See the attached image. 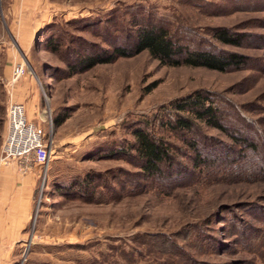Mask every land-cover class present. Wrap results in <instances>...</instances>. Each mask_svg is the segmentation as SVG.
Listing matches in <instances>:
<instances>
[{"label":"rangeland","instance_id":"1","mask_svg":"<svg viewBox=\"0 0 264 264\" xmlns=\"http://www.w3.org/2000/svg\"><path fill=\"white\" fill-rule=\"evenodd\" d=\"M46 2L47 11L53 13H48V23L54 22L69 37L101 46L97 35L105 33L106 23L98 25V21L112 12L120 16L134 6L155 11L174 30L181 25L193 27L209 38L207 32L224 26L255 35L250 48H226L249 56L252 66L227 73L167 67L145 52L64 78L67 66L61 55L36 44L42 36V0H0V156L15 55L26 66L25 76L42 82L49 121L35 125L53 142L50 165L46 173L42 171L29 223L11 246L0 241V264H264V172L251 168L261 165L255 160L257 155L241 150L225 161L232 164L222 166L202 149L211 168H196L198 161L188 143L155 121L161 106L177 98L197 90L217 92L244 109L242 115L251 126L249 138L261 143L264 42L257 44L255 38L264 40V10H233L229 0ZM207 2L217 5L214 12L218 14L206 10ZM80 20L92 23L74 24ZM85 27L87 31H80ZM58 113L69 114V119L56 129L50 115L53 120ZM144 121L172 146L175 157L171 175L164 174L159 180L147 178L121 155L97 154L100 147L132 141V129ZM201 127L195 137L201 135L205 144H214L221 152H240L224 133ZM60 136H68L63 147H57ZM88 173L109 181L111 189L97 188L103 191L97 200L54 186L56 180L68 183Z\"/></svg>","mask_w":264,"mask_h":264},{"label":"trees","instance_id":"2","mask_svg":"<svg viewBox=\"0 0 264 264\" xmlns=\"http://www.w3.org/2000/svg\"><path fill=\"white\" fill-rule=\"evenodd\" d=\"M229 1H232L233 10H264V0ZM216 6L212 2H207L206 10L218 14L214 12ZM150 10L142 6H134L127 8L120 16L113 12L103 15V21H98V25L106 23L104 26L106 34L102 32L97 35L103 42L102 46L82 37H69L64 31H59L54 22L42 27V36L36 44L54 54L61 55L62 61L67 66V69L63 71L64 78H71L77 74L89 72L97 66L111 65L120 59L133 58L145 52L161 66L167 67L204 68L227 73L252 66V59L249 56L226 48H250L255 35H245L223 26L212 28L207 32L209 39L203 35L205 33H199L193 27L181 25L174 30L166 19ZM77 22L78 24L89 23L88 25L92 23L91 20H80L74 24ZM88 28L85 27L80 31H87ZM255 39L257 44L264 42L262 38ZM64 46L66 47L62 50ZM242 110L244 109L232 101L221 98L217 92L197 90L161 106L155 121L167 133L180 136L184 142L188 143L195 153V162L198 161L195 164L196 168L204 166L211 168V162L203 158L202 149L208 150L215 160L223 164L222 166L232 164L234 161L230 163L225 161L230 157H237L243 150V152L249 151L257 155L255 160L262 165L263 170L261 165L251 168L258 173L264 172V137L262 136L261 143L255 137L254 141H251L249 138L251 126L242 115ZM231 117L237 118V123L229 121L228 118ZM68 119L69 114L58 113L52 122L57 129ZM201 126L224 133L233 143H236L240 152L238 153V150L221 152L214 144H205L201 135L195 137L201 134ZM131 134L132 141L118 143L117 146L100 147L97 154L121 155L122 158L133 162L144 176L153 180H159L164 174L171 175V169L176 165L172 146L164 138L152 132L149 122L139 123L132 129ZM1 144L2 133H0V146ZM97 154L91 157L95 158ZM224 157H226L224 160H219ZM54 186L67 194L69 191L77 192L82 198L95 197L96 200L97 194L103 192H98L97 188L105 190L110 188L108 179L92 173L84 177H75L68 183H60L56 180Z\"/></svg>","mask_w":264,"mask_h":264},{"label":"crops","instance_id":"3","mask_svg":"<svg viewBox=\"0 0 264 264\" xmlns=\"http://www.w3.org/2000/svg\"><path fill=\"white\" fill-rule=\"evenodd\" d=\"M46 4V0H42V27L49 22V16H53L52 9L47 11ZM14 59L17 63L15 66L21 64L16 55ZM37 79L39 80L38 76ZM40 83L28 75L20 79L12 90V102L25 106L26 117L33 124L37 121L44 124L49 121L48 107L43 104L45 101ZM67 141L68 136H60L57 147H63ZM42 171V166L34 161L0 164V241L5 246H11L14 238L21 235L29 223Z\"/></svg>","mask_w":264,"mask_h":264},{"label":"built area","instance_id":"4","mask_svg":"<svg viewBox=\"0 0 264 264\" xmlns=\"http://www.w3.org/2000/svg\"><path fill=\"white\" fill-rule=\"evenodd\" d=\"M27 73L26 66L18 64L13 68L9 80V94L11 97L8 106L7 130L1 150L0 164L8 165L14 161H34L42 166L46 173L53 152V142L52 140L49 141L35 124L28 121L25 106L11 100L12 90ZM50 120L52 124L51 115Z\"/></svg>","mask_w":264,"mask_h":264}]
</instances>
